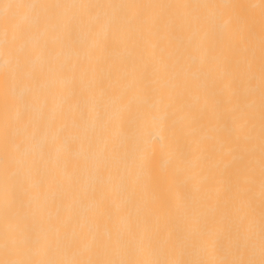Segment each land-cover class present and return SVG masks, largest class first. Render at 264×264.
<instances>
[{"label": "snow or ice", "instance_id": "snow-or-ice-1", "mask_svg": "<svg viewBox=\"0 0 264 264\" xmlns=\"http://www.w3.org/2000/svg\"><path fill=\"white\" fill-rule=\"evenodd\" d=\"M0 264H264V0H0Z\"/></svg>", "mask_w": 264, "mask_h": 264}, {"label": "bare ground", "instance_id": "bare-ground-1", "mask_svg": "<svg viewBox=\"0 0 264 264\" xmlns=\"http://www.w3.org/2000/svg\"><path fill=\"white\" fill-rule=\"evenodd\" d=\"M115 2H121V0H115ZM130 2V0H128ZM142 2H150V0H142ZM242 2L258 3V0H242Z\"/></svg>", "mask_w": 264, "mask_h": 264}]
</instances>
